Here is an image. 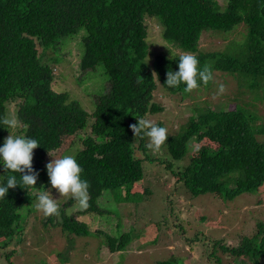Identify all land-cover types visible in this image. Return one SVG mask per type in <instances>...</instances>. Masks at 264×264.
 <instances>
[{"label":"trees","instance_id":"16d2710c","mask_svg":"<svg viewBox=\"0 0 264 264\" xmlns=\"http://www.w3.org/2000/svg\"><path fill=\"white\" fill-rule=\"evenodd\" d=\"M154 25L170 47L166 52H157L150 42ZM238 29L246 33L240 41L232 40L223 49L201 48L204 36L224 38ZM80 32L83 52L77 73L83 79L102 75L91 112L57 85L55 74L64 42ZM185 52L196 54L200 66L209 65L214 76L217 72L234 78L237 94L228 99L227 109L194 106L176 134L154 154L146 147L148 138H135L130 125L161 113V97L187 94L183 84L166 86L168 70H179V56ZM154 71L159 81L153 79ZM213 82H201L197 90L208 91ZM245 96L248 100L240 101ZM261 110L264 0H0V118L12 113L19 121L15 131L0 123V147L10 132L34 138L40 146L33 159L39 173L36 186L9 189L0 199V264H14L13 248L24 245L23 234L36 222L32 205L41 191L52 194L54 190L46 165L67 152L76 156L84 170L81 178L91 185L90 207L69 214L75 200L63 199L58 201L60 216L46 221L74 237L90 233L86 216L102 220L113 232L110 237L96 235L111 254L124 250L135 232V227L123 231V223L113 220L111 210L118 203L132 204L137 195L142 196L138 203L149 200L153 190L138 188L143 180L156 176L153 169L146 170L148 163L161 166L167 181L173 178L175 186L184 187L182 201L206 194L228 201L261 190ZM9 175L20 179L19 173L4 170L0 158V185ZM106 193L112 198L102 207ZM172 197H165L170 209L181 203ZM182 211L184 222L191 216L207 220L189 209ZM175 223L176 233L185 236L182 223ZM210 244L209 264H264V219L233 243L213 240ZM155 264L186 263L171 257Z\"/></svg>","mask_w":264,"mask_h":264},{"label":"rangeland","instance_id":"374dc122","mask_svg":"<svg viewBox=\"0 0 264 264\" xmlns=\"http://www.w3.org/2000/svg\"><path fill=\"white\" fill-rule=\"evenodd\" d=\"M154 36L151 41L157 52H166L170 48L160 37L159 29L153 26ZM246 33L238 29L224 38H211L204 36L201 41V48L204 51L223 49L232 40L240 41ZM83 33L69 37L63 44L62 63L57 66V85L61 89L70 91L73 98L80 100L86 110L91 112L94 108V96L97 94L101 74L83 79L77 73V66L80 55L83 52ZM225 85V92L218 95L219 85ZM237 94V83L230 76L215 73L214 82L208 91L193 90L184 96H163L160 104L164 107L161 113L148 117L154 123L168 129L169 136L176 134L180 125L192 113L193 107H202L211 104L214 108H228V99ZM240 101H247L245 96ZM233 101H230L231 103ZM261 106V104H258ZM263 107V106H261ZM264 116V110H261ZM14 117L11 113L9 118ZM14 131L16 129H13ZM155 154L158 151L152 150ZM72 154L67 152L65 155ZM156 156V155H154ZM188 159V157H186ZM185 159V160H186ZM146 170L153 169L155 173L151 179L143 180L139 191L152 189L148 201L138 203L141 195L133 197L132 204L120 203L111 210L110 215L117 223L122 222L123 231L135 227L131 242L126 248L118 253H113L104 245L103 240L96 235L104 233L105 237L112 234V228L102 223V220L92 219L86 216L90 233L69 237L63 229L58 226H49L50 223L42 218V213L34 209L32 214L35 217L34 227L28 226L23 234L24 245H18L16 254L13 256L14 264H155L157 261H165L171 257H177L186 264H209L206 259L207 250L213 252L210 241H224L226 244L237 241L239 236L247 231L254 230L258 220L264 219V186L254 193L241 194L233 200H224L220 196L201 195L196 198H186L182 201L181 192L183 186L176 185L171 178L167 181L166 172L161 166L148 163ZM157 169H160L159 172ZM146 184V185H145ZM149 187V188H148ZM171 194L173 202H181L171 209L165 203V197ZM54 199L69 200L71 196H61L58 190L52 191ZM112 195L106 193L103 199V206L110 201ZM114 199V198H113ZM191 199V200H189ZM183 202V203H182ZM194 215L202 214L207 220H199L191 216V221H183L185 215L182 210H188ZM82 210L78 204H73L70 213H79ZM181 213V216H180ZM78 215V214H77ZM82 218L83 216H79ZM178 218V220H176ZM157 219V220H156ZM46 221V225H42ZM160 221L162 225L158 222ZM182 223L185 229V236H179L176 231V223ZM181 221V222H180ZM167 222V223H166ZM45 224V223H44ZM116 225L114 222L113 226ZM169 227V228H168ZM182 229V231H183ZM184 232V231H183ZM182 234V233H180ZM146 239V240H144ZM145 241V242H144ZM25 246V247H24ZM21 248V251L19 249ZM219 254V253H218Z\"/></svg>","mask_w":264,"mask_h":264},{"label":"clouds","instance_id":"9594fccd","mask_svg":"<svg viewBox=\"0 0 264 264\" xmlns=\"http://www.w3.org/2000/svg\"><path fill=\"white\" fill-rule=\"evenodd\" d=\"M178 71L171 69L167 72L166 86L168 88H177L181 84L185 85L184 91L191 93L200 87L201 82L207 85L214 81V73L209 65L200 66V61L196 54L185 52L179 56ZM153 79L159 81L158 74L153 72ZM225 85L220 84L218 95L225 92ZM138 124L130 125L131 131L136 137H147L146 147L150 150L159 151L169 138L168 129L158 126L152 120L147 118L137 119ZM6 129H16L19 121L15 118L4 116L0 118ZM39 142L34 138L25 136L10 135L6 138L2 147H0V158H2L4 170L12 173H19L20 179L15 175H9L7 182L0 185V199L8 194L9 189H15L18 186L22 188L35 187L39 178L33 168L34 150L39 148ZM51 156V154L49 153ZM47 174L50 178V184L53 189L58 190L61 196H71L75 203L81 209L90 207V183L81 178L84 171L77 161L75 155H64L62 158H54L53 162L46 165ZM37 211L46 217L57 216L61 214L60 205L57 199L53 198L50 191L43 190L37 197V202L32 205Z\"/></svg>","mask_w":264,"mask_h":264}]
</instances>
